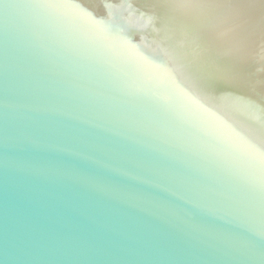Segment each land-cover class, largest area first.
<instances>
[{
	"label": "water",
	"instance_id": "1",
	"mask_svg": "<svg viewBox=\"0 0 264 264\" xmlns=\"http://www.w3.org/2000/svg\"><path fill=\"white\" fill-rule=\"evenodd\" d=\"M0 264H264V0H0Z\"/></svg>",
	"mask_w": 264,
	"mask_h": 264
}]
</instances>
